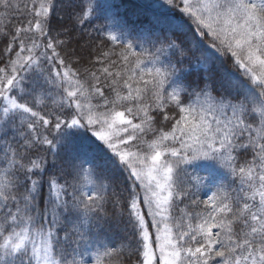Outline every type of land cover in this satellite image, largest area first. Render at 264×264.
Returning <instances> with one entry per match:
<instances>
[{
  "label": "snow or ice",
  "instance_id": "1",
  "mask_svg": "<svg viewBox=\"0 0 264 264\" xmlns=\"http://www.w3.org/2000/svg\"><path fill=\"white\" fill-rule=\"evenodd\" d=\"M161 7L180 21L134 32L82 0L76 22L103 20L104 39L81 66L50 26L57 0H0V264H264V0ZM13 9L28 18L9 30Z\"/></svg>",
  "mask_w": 264,
  "mask_h": 264
},
{
  "label": "trees",
  "instance_id": "2",
  "mask_svg": "<svg viewBox=\"0 0 264 264\" xmlns=\"http://www.w3.org/2000/svg\"><path fill=\"white\" fill-rule=\"evenodd\" d=\"M20 4L27 2V0H15ZM103 2L109 6V10L112 12L116 9V15L125 21L129 29L135 31L142 30L147 27H153L152 21L154 17H160L161 20H174L179 22L181 16L174 10H168L165 7H155L152 2L142 1V0H103ZM82 0H57V9L50 20V26L54 32H60L63 37H66L69 41L68 47L65 51L71 55L73 52V60L79 59L81 66H87L88 60L90 58V52L94 49L101 47V41L104 39L103 36L99 35L96 31V27L102 23L103 20H94L91 24H85L81 26L75 20L76 15L81 7ZM30 6V5H29ZM114 7V8H112ZM118 9V11H117ZM131 9V14L130 10ZM3 11V10H0ZM114 13V12H112ZM27 14H21L14 9L11 10L6 17V22L10 21L8 24L9 30L13 26H17L23 23L27 19ZM161 25H155V30L159 31ZM184 32L188 33L190 36L189 25L186 22L184 24ZM178 41L185 39L184 33H175L174 37ZM4 47L3 41L0 40V49ZM184 76L187 82H195L202 78V72L197 71L196 67L193 65L188 67L185 65ZM71 154L62 153L61 156L56 160L55 167H53V157L48 155L47 160V171L43 175L41 181L40 197L41 201L48 194V184L47 181L50 175H61V168H68L71 163ZM99 167L102 175L107 177L108 181L112 183L113 186L118 189L123 188V183L126 174H122L120 171L113 168L110 164L103 160L94 161ZM109 214L112 213V207L108 205ZM123 235V225L117 224L115 221L109 227L105 229V236L110 240H118V237ZM119 246V245H118ZM101 251H103L101 249ZM124 264H134V258L132 261L129 260L128 254L125 253L123 256Z\"/></svg>",
  "mask_w": 264,
  "mask_h": 264
},
{
  "label": "rangeland",
  "instance_id": "3",
  "mask_svg": "<svg viewBox=\"0 0 264 264\" xmlns=\"http://www.w3.org/2000/svg\"><path fill=\"white\" fill-rule=\"evenodd\" d=\"M142 1L152 2L155 4V7H158V5L162 4V0H142ZM112 8H114V7H112ZM117 11H118V9H117ZM129 11L131 14V9ZM112 12L116 13V9L114 8Z\"/></svg>",
  "mask_w": 264,
  "mask_h": 264
}]
</instances>
